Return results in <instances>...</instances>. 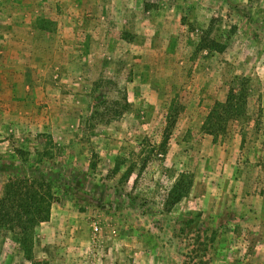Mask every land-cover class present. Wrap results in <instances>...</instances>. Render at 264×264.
I'll return each instance as SVG.
<instances>
[{
  "label": "rangeland",
  "instance_id": "374dc122",
  "mask_svg": "<svg viewBox=\"0 0 264 264\" xmlns=\"http://www.w3.org/2000/svg\"><path fill=\"white\" fill-rule=\"evenodd\" d=\"M20 177L54 184L47 264H264V0H0V198Z\"/></svg>",
  "mask_w": 264,
  "mask_h": 264
},
{
  "label": "trees",
  "instance_id": "16d2710c",
  "mask_svg": "<svg viewBox=\"0 0 264 264\" xmlns=\"http://www.w3.org/2000/svg\"><path fill=\"white\" fill-rule=\"evenodd\" d=\"M201 45L202 49L219 54L226 50L224 44L212 40L210 37L203 38ZM237 100L236 92L232 91L223 107L233 108L236 111ZM165 143H163L164 146ZM185 177L187 176L182 175L181 179L173 186L168 199L170 207L180 203L189 193L190 182L185 185ZM56 196L53 182L45 179L14 178L4 186L0 198V231H13L18 234V242L31 264H47L34 257L33 238L35 228L51 220L53 206L57 200Z\"/></svg>",
  "mask_w": 264,
  "mask_h": 264
}]
</instances>
